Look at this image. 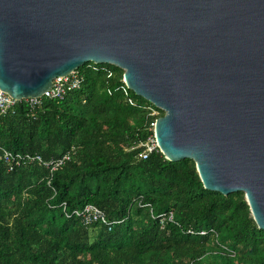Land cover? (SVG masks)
I'll use <instances>...</instances> for the list:
<instances>
[{
	"label": "trees",
	"instance_id": "16d2710c",
	"mask_svg": "<svg viewBox=\"0 0 264 264\" xmlns=\"http://www.w3.org/2000/svg\"><path fill=\"white\" fill-rule=\"evenodd\" d=\"M77 72L80 87L61 100L0 115V264H264V231L243 193L207 191L191 160L146 151L163 113L122 92L120 69ZM3 152L45 165L9 170ZM86 205L104 223L72 215Z\"/></svg>",
	"mask_w": 264,
	"mask_h": 264
},
{
	"label": "water",
	"instance_id": "95a60500",
	"mask_svg": "<svg viewBox=\"0 0 264 264\" xmlns=\"http://www.w3.org/2000/svg\"><path fill=\"white\" fill-rule=\"evenodd\" d=\"M162 111L159 153L243 193L264 231V0H0V91L39 98L84 64Z\"/></svg>",
	"mask_w": 264,
	"mask_h": 264
},
{
	"label": "built area",
	"instance_id": "2783aa9c",
	"mask_svg": "<svg viewBox=\"0 0 264 264\" xmlns=\"http://www.w3.org/2000/svg\"><path fill=\"white\" fill-rule=\"evenodd\" d=\"M111 73L108 71L106 77H110ZM81 77L79 76L77 70H74L70 72L65 77H57L52 80V85L49 90L42 93L41 97L39 98H30L23 100L29 108L33 109L40 105L42 99H56L61 100L68 92L77 90L80 87L81 84ZM123 84V82H122ZM124 85V84H123ZM122 92L125 94V86L121 87ZM21 101H16L13 98L9 97L2 91H0V115L4 116L7 114H13L14 113V106L16 103ZM128 103L131 104V101L128 99ZM152 115H155L156 112L152 108H147ZM154 123L151 124V128L153 131ZM147 152H151L153 150L157 149L153 132L152 137L148 139V141L143 144ZM158 150V149H157ZM2 158L6 164H9V170L11 169L12 165H17L18 162H26L28 164L35 162L38 165H45L41 162L39 156H19V155H10L9 153L3 152ZM68 160V154H65L62 158H60L57 161L46 163V165L49 167L50 172L56 170L60 165ZM72 215H74L76 218H81L83 222L87 223L90 221H101L104 223V216L100 210L95 208L92 205H86L81 210H75L72 212ZM171 217H168V220H170ZM107 225H109L107 223ZM190 233V231H189Z\"/></svg>",
	"mask_w": 264,
	"mask_h": 264
},
{
	"label": "rangeland",
	"instance_id": "374dc122",
	"mask_svg": "<svg viewBox=\"0 0 264 264\" xmlns=\"http://www.w3.org/2000/svg\"><path fill=\"white\" fill-rule=\"evenodd\" d=\"M199 234H203V233H199Z\"/></svg>",
	"mask_w": 264,
	"mask_h": 264
}]
</instances>
